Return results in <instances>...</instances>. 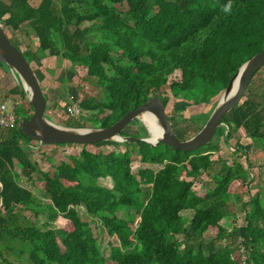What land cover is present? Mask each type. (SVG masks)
<instances>
[{"label":"trees","instance_id":"obj_1","mask_svg":"<svg viewBox=\"0 0 264 264\" xmlns=\"http://www.w3.org/2000/svg\"><path fill=\"white\" fill-rule=\"evenodd\" d=\"M0 20L7 36L8 28L17 33L23 25L25 37L34 33L37 44H26L25 50L8 36L31 65L46 55L85 71L97 91L78 88L75 102L90 113L82 120L97 128L111 126L152 97L165 109L167 89L173 98L181 94L193 97L192 105L209 107L204 124L237 69L264 49V0H39L36 6L30 0H0ZM175 73L178 81L168 82ZM262 100L250 95L234 106L216 138L197 150L126 142L123 152L93 153L80 145L77 155L39 177L28 152L37 144L18 126L1 131L0 263L13 264L9 255L27 251L29 264H264V196H251L240 209L244 222L230 223V198H239L249 172L218 155L222 139L231 155L249 163L239 141H230L238 133L264 144ZM32 112L27 103L15 110L19 121ZM120 134L147 135L143 128ZM134 153L141 164L158 169L133 173ZM201 173L211 179L198 192L194 181ZM106 178L111 186L100 182ZM21 179L40 181L45 202ZM78 209L116 239L108 259ZM26 212L36 223L22 215ZM59 217L64 226L52 228Z\"/></svg>","mask_w":264,"mask_h":264},{"label":"rangeland","instance_id":"obj_2","mask_svg":"<svg viewBox=\"0 0 264 264\" xmlns=\"http://www.w3.org/2000/svg\"><path fill=\"white\" fill-rule=\"evenodd\" d=\"M38 1L39 0H30V4L34 5ZM83 26H89V24H83ZM25 31V25H23L21 27V31L17 33L11 32L9 28L7 29L8 36L13 39L11 40V42L17 47H19L20 45L23 50H25L26 44H37V38L34 33L31 31L30 37H25ZM44 57L46 59V62L40 65V62L37 60L36 62L32 63V66L40 82L42 80L43 73L50 74L51 66L56 68L53 74L54 77L51 78L50 84L55 86V88L57 89L55 92V98H58L60 101L57 105L58 111L51 112V110L49 109L50 114L46 116L47 119H49L53 123L69 128H97L96 126H93L94 123H92L91 121L82 120V118L84 117L67 118L66 114L64 113V107L76 101L78 88L83 89L85 92H88L91 95H94L96 93L97 89L92 87L93 80H89L86 77L85 71L81 67L71 64L69 61H66L62 57L48 58V56L46 57L45 55ZM40 59H42V57ZM40 66L43 67L40 68ZM5 74L7 75V77H5V80L7 79V81H14L13 78L9 79L8 77L9 74L12 75L9 68L5 64L0 63V75L4 77ZM178 74L179 73H175L171 75L168 78V82L174 80L178 81ZM2 84L3 82L0 80V85ZM4 94L5 92L3 90L1 92L0 89V102L4 97ZM250 95H261L263 98L262 102L264 104V66L258 71L257 75L254 77L249 89L247 88L241 101ZM164 96L168 97L169 99L168 104L165 108L166 114H172V112L174 113L171 116L172 118L169 119L171 129L174 135L182 141L190 139L202 127L203 121L206 117L205 113L209 110V107L203 105H192L193 103H195V99L193 97H188L187 99H185L183 95L180 94L177 98H173L170 95L168 89L166 90ZM25 103L27 102L25 101ZM25 103L23 102L22 106H24ZM183 104H190V106L185 111H181ZM86 115L89 116L90 113H86ZM262 118L264 119V112L262 114ZM142 122L138 120L137 123L128 125L123 130L124 134L134 135L137 133L138 128H143L147 133L145 138H152L151 135L148 134V129L146 128L145 123L143 122L142 124ZM216 136H214L212 140H214ZM236 140H238L239 143L244 147L247 160L249 162L248 164L245 162L243 157H241V159H237L236 157L231 155L229 152V147L224 144L222 139H220L218 142V155L222 158V160L227 159L229 163H231V160L239 161L243 168L245 170H248L249 172V177L247 178V187L239 188L237 191L239 198L236 199L234 196H232L231 198L229 197L230 206L228 209L227 220L230 223L239 225L244 222V213L240 210L242 204L247 202L249 198L255 194L259 193L260 195L264 196V144H262L261 142L257 143L255 141H252L251 139L241 136L238 133L234 134V137L230 141V144H233ZM120 144L123 143L109 141L103 144L88 145L86 149L93 153H97L99 151L108 152L112 150L117 152H123L127 148V146H125L124 144ZM35 147L36 146H31L30 148H28L29 158L35 164L37 169L35 177H39L41 173H48L51 175L54 171V166L58 165L66 157L77 155L80 151V146H71L68 144H62L57 146H44L40 149H36ZM139 168H149L152 170H157L158 166L141 164L139 161V157L134 153L132 154L131 170L133 173H135ZM214 168L217 169L218 164H215ZM210 179V175L201 173L194 181L195 190L200 192L204 188V183L209 182ZM20 182L30 188L42 202H45L46 197L43 194V185L40 181L36 180L31 182L25 179H21ZM100 182L108 184L109 186L112 185L110 179H102L100 180ZM78 212L82 216V220L87 221L89 226L91 227L93 234L97 239V243L102 256L108 259L110 248L109 246H116L118 244L116 239L108 238L104 234L102 226L98 219L83 215L84 211L82 209H78ZM23 214L29 216L31 222L36 223L35 221H37V219L31 214L27 212L22 213V215ZM38 220L44 221V218L40 216ZM64 224L65 221L59 217L52 223L51 227L62 228ZM181 239L182 236H176L174 240L180 241ZM15 245L19 247V244L16 243ZM241 258L242 257L240 256V259ZM8 260H10L13 264H29L27 251H25L24 254L18 256L9 255ZM107 264L112 263L108 261Z\"/></svg>","mask_w":264,"mask_h":264},{"label":"water","instance_id":"obj_3","mask_svg":"<svg viewBox=\"0 0 264 264\" xmlns=\"http://www.w3.org/2000/svg\"><path fill=\"white\" fill-rule=\"evenodd\" d=\"M0 63L5 64L17 81L32 114L20 123L22 134L35 142L36 149L62 144L95 145L102 142H141L155 147L158 144L173 151L191 152L208 145L216 130L223 126V117L241 102L254 74L264 66V49L245 61L230 79L215 107L200 130L188 140H179L173 133L164 106L159 98L152 97L139 107L128 111L118 121L106 128H69L53 123L46 118V103L40 81L31 63L9 40L0 20ZM151 114L162 131L161 138L151 142L149 138L121 136V132L142 114ZM149 134V133H148ZM116 138L120 140L117 141Z\"/></svg>","mask_w":264,"mask_h":264},{"label":"crops","instance_id":"obj_4","mask_svg":"<svg viewBox=\"0 0 264 264\" xmlns=\"http://www.w3.org/2000/svg\"><path fill=\"white\" fill-rule=\"evenodd\" d=\"M39 2V1H38ZM38 2L36 3V4H34V5H32V6H36L37 4H38ZM29 37H30V34H29ZM34 45H36V44H34ZM46 56V55H45ZM47 57V56H46ZM49 58V57H48ZM48 61V60H47ZM67 61V60H66ZM44 62H46V59H45V57L43 56L42 57V59H40V65L42 64V63H44ZM43 66H40V68H42ZM45 67V66H44ZM39 68V69H40ZM50 74H45V75H43L42 74V80H41V82H40V84H41V87H42V90H43V93H44V99H45V103H46V116L48 115V114H50L49 112H50V110H51V112L53 111V112H57L58 111V109H57V105L59 104V99L57 98H55V92H56V88H55V86H53V85H51L50 84V81H51V78H53L54 76H53V74H54V71L56 70V68L55 67H50ZM42 73V72H41ZM52 76V77H51ZM5 77H7V75L5 74V76L4 77H2L1 75H0V80L3 82V84L2 85H0V89H1V92H2V90L5 92V94H4V97H3V99H2V101L4 100V99H7V98H12V99H15V98H18L19 96H20V94H22V92H21V90H20V87H19V85H18V83H16V80L14 79V77L11 75V74H9V79H12L13 78V80L15 81H11V80H8L7 81V79L5 80ZM17 84V85H16ZM44 85V86H43ZM7 90V91H6ZM1 101V102H2ZM0 102V103H1ZM50 109V110H49ZM47 118V117H46ZM106 179H108V178H106Z\"/></svg>","mask_w":264,"mask_h":264},{"label":"built area","instance_id":"obj_5","mask_svg":"<svg viewBox=\"0 0 264 264\" xmlns=\"http://www.w3.org/2000/svg\"><path fill=\"white\" fill-rule=\"evenodd\" d=\"M23 95V94H22ZM24 96V95H23ZM26 101V97H18L15 99L7 98L0 103V132L13 127H20L21 121L18 120L15 110L23 105ZM64 113L67 118H79L87 116L86 112L81 110L76 102L70 103L64 107ZM230 151H233L229 147ZM242 254V250L240 251ZM241 260H244L243 254Z\"/></svg>","mask_w":264,"mask_h":264},{"label":"bare ground","instance_id":"obj_6","mask_svg":"<svg viewBox=\"0 0 264 264\" xmlns=\"http://www.w3.org/2000/svg\"><path fill=\"white\" fill-rule=\"evenodd\" d=\"M139 119H141L144 123L146 128L148 129L149 135L153 138H149L151 142H156L161 138L162 131L160 127L158 126L155 118L151 114H142L139 116ZM117 141H119V138H116Z\"/></svg>","mask_w":264,"mask_h":264}]
</instances>
